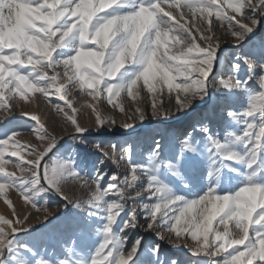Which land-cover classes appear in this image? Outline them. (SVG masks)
<instances>
[{
    "label": "snow or ice",
    "instance_id": "1",
    "mask_svg": "<svg viewBox=\"0 0 264 264\" xmlns=\"http://www.w3.org/2000/svg\"><path fill=\"white\" fill-rule=\"evenodd\" d=\"M165 2L178 15L166 11ZM120 8L129 10L114 11ZM253 13L264 15V0H0V110L7 118L19 106L21 115L35 122L27 125V131L38 142L21 144L16 137L24 130L0 138V199L11 217L0 215V264H12L17 247L34 258L30 264H81L71 248H65L64 257L46 259L15 241L19 233L29 231L25 225L32 211L42 212L45 220L52 214L48 195L71 199L65 192L70 182L92 189L86 205L77 203L76 207L86 211L89 219L104 221L102 242L88 264H132L141 241L126 251V233L140 226L141 217L148 230L174 247L187 249L191 257L207 259L208 264H264V183L258 182L264 175V71L255 77L259 91L248 87L252 76L239 79V63L231 66L227 79L217 80L213 75L220 49L217 26H226L225 35L242 41L259 27L260 20ZM243 62L254 72L252 61L245 58ZM259 67L264 70V64ZM210 87L247 93L243 110L226 113L237 132L228 131L222 141L205 124L200 128L210 161L209 178L219 180L222 170L231 171L229 165L236 163L246 167L245 183L224 195L210 187L195 199L175 195L161 179L164 171L181 175L186 153L199 155V142L192 133L181 140L175 162L161 159L158 140L142 163L134 162L133 146L127 145L124 153L130 172L123 176L104 168L118 146L110 144L105 151L103 144L93 143L101 159L94 174L88 175L79 169L76 158L52 155L58 137L20 103L35 93L48 100L49 90L54 89L64 106L52 107L71 126V139L88 144V127L78 118L81 110L68 99L73 90L91 97L92 102L82 108L91 109L93 126L112 131L115 118L106 117L100 108L105 99L107 105L127 115L123 103L115 101L122 94L134 101L143 99V89L151 98V116L167 117L162 100L165 89L183 111L195 100H203ZM226 104V99L221 100L217 108L223 110ZM146 119L145 108L137 104L134 114L119 127L127 132ZM111 162L121 166L119 160ZM9 165L15 171H9ZM63 226L83 234L87 224L73 219ZM154 252H159L158 246Z\"/></svg>",
    "mask_w": 264,
    "mask_h": 264
},
{
    "label": "rangeland",
    "instance_id": "2",
    "mask_svg": "<svg viewBox=\"0 0 264 264\" xmlns=\"http://www.w3.org/2000/svg\"><path fill=\"white\" fill-rule=\"evenodd\" d=\"M163 7L166 11H172L174 15H178L174 9L168 8L167 2L163 4ZM128 10L120 8L114 11L122 13ZM253 15L260 20L259 27L246 35L242 41L236 40L230 35H225L226 26H217L216 37L220 41V49L218 53L219 61L213 75L217 80L221 77L227 79L228 74L231 72V66L239 63V79L244 81L252 76L253 79L249 82L248 87L259 91V82L255 77L261 71H264L259 67V65L264 64V15L260 13H253ZM185 19H189L187 15ZM213 20L215 21L214 17ZM193 31L195 34V30ZM172 51L178 52L179 49L173 48ZM245 58L256 65L254 72H250L248 66L244 64L243 60ZM141 96L143 99L134 101L122 94L120 100L115 101L116 103H123L127 115L121 114L118 109H113L110 105H107L106 99L101 101L100 108L103 115L116 120V127L112 131H101L93 126L94 115L91 113V109L82 108V105L92 102L91 97L78 89L73 90L72 95L68 99L73 102L74 107L81 110L78 118L81 124L88 127V132L85 133L88 144L79 143V138L77 141L71 139V135H74L71 126L64 122L63 113L57 114V110L52 107V104L57 103L62 107L64 106V102L57 98L54 89L49 90L48 100L39 93H35L32 94V98L28 102L20 103L23 105L24 111L40 116L48 130L58 137L59 142L52 155L76 158L77 165L84 174H94L95 167L101 159L100 152L95 147H92L93 143L103 144L105 151L109 150L110 144L118 146V151L105 162L104 168L109 173L118 172L123 176L130 172V165L124 153V147L127 145L133 146L134 162L142 163L146 161L147 154L154 148V141L158 140L162 145L161 159L175 162L181 151V140L186 138L187 133H192L194 140L199 142V155L185 154L179 177L173 176L167 171L161 173L163 183L175 195L186 199H195L206 194L210 187L216 188L217 194L224 195L236 191L245 183L246 167L236 163L229 165V168L232 169L231 171L228 168L223 169L219 180L209 178L210 161L207 152L204 150L206 140L200 132V128L202 124H205L210 132L222 141L228 131L237 132V125L228 118L226 113L229 109L239 112L246 107V92L240 90L227 92L219 87H210L207 96L203 100L197 99L192 103L191 107L181 111L175 104L174 99H170L166 94L165 89V95L162 100L163 108L168 112V115L167 117L160 116L157 118L151 116L150 95L146 90L142 89ZM172 96H175V92L172 93ZM225 99L227 104L224 109L217 108L218 102ZM49 100L51 103L48 102ZM137 104L145 108L147 119L143 123L137 121L135 128L126 132L119 125L127 121L128 115L134 114ZM215 105L216 107L214 108ZM213 108L216 109L214 114L212 113ZM68 111L71 114L70 110ZM34 123L21 115L19 106L14 109L13 115L7 118H5L3 110H0V138L13 131L24 130L20 136L16 137L21 144L38 143L35 141L34 134L27 131V125ZM113 159L119 160L121 165L119 168L112 164L111 161ZM8 170L15 171L11 165H9ZM17 175H19L18 172ZM225 176L229 177L230 180H225ZM258 182L264 183V175L258 178ZM91 190L82 189L79 183L70 182L65 187V192L71 198L70 200L65 201L59 196L48 195L47 200L52 214L45 220L42 212L36 213L32 211L29 222L25 225L29 231L21 232L16 236L17 246L28 245L29 236L39 232L40 241L35 250L38 255L42 254L46 259H53L55 256L64 257L66 255L65 248H71L81 264H88L91 255L102 242L104 221L96 217L89 219L86 211L81 212L76 207V204L86 205ZM12 199L15 203H19L15 195H12ZM131 206V202H129V207ZM137 210L139 211L138 207ZM9 211L2 199H0V215L11 218ZM25 214H27L26 211ZM73 219L81 224H87L83 234L78 233L73 228H65L63 226L66 221ZM215 227L216 225L214 224ZM126 235L128 239L126 251L131 248L136 240L139 239L141 241L140 250L132 264H172L174 260L177 264H208L207 259L191 257L187 249L174 247L167 239L160 238L157 232L148 230L145 227L143 217H141L140 226L129 230ZM157 246L159 247V252L155 253L154 249ZM42 249H46V251H42ZM17 252H21L24 256L25 261L23 264H30L34 260L31 256L28 258L29 253L19 247L15 249L14 255ZM12 264H16L15 260L12 261Z\"/></svg>",
    "mask_w": 264,
    "mask_h": 264
},
{
    "label": "bare ground",
    "instance_id": "3",
    "mask_svg": "<svg viewBox=\"0 0 264 264\" xmlns=\"http://www.w3.org/2000/svg\"><path fill=\"white\" fill-rule=\"evenodd\" d=\"M56 96L59 99L58 94H56ZM215 107H216V105L214 106V108ZM39 235L40 234L38 232V233H35V234H32V235L29 236L28 246H29L30 249H33V250H36L37 249L38 244H39V241H40ZM15 256H16V259H15L16 264H23V262L25 261V259H24V256L22 255V253L21 252H17L15 254ZM27 257L30 258V255L27 256Z\"/></svg>",
    "mask_w": 264,
    "mask_h": 264
}]
</instances>
